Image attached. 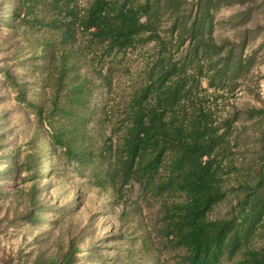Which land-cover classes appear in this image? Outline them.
<instances>
[{
  "label": "rangeland",
  "instance_id": "rangeland-1",
  "mask_svg": "<svg viewBox=\"0 0 264 264\" xmlns=\"http://www.w3.org/2000/svg\"><path fill=\"white\" fill-rule=\"evenodd\" d=\"M2 1L14 4L17 0ZM89 1L76 0V4L83 8ZM223 2L231 4H223L213 13L212 36L235 53L245 40L243 58L250 59V67L246 65L236 81L225 80L217 90L202 80L200 87H193L179 106L187 110L202 106L219 127V133H227L219 153L226 197L209 213L212 221L239 217L244 188L254 186L259 173L264 176V116L250 114L252 109L264 110V0ZM192 7L193 2L187 0L178 20L162 13L159 20L162 44L140 41L111 55L89 48V40L81 35L73 46L63 50L58 36L46 27L7 28L0 24V65L18 72L27 86L26 98L43 105L52 97L57 74L52 72L54 81L47 84L50 61L41 57L52 53L56 58L64 53L76 54L78 74L86 77L84 113L89 114L85 135L96 156L93 167L103 177L110 157L107 145L110 140L116 143L127 106L136 92L147 85L154 65L161 59L185 60L190 38L186 37V44L181 47L171 30L175 21L190 25L194 17ZM45 9L38 1L35 15L43 17ZM186 61L188 75H192L198 62L209 74L210 69L221 63H216L215 58L213 62L207 58L193 63ZM179 108L176 112L182 115ZM0 119L4 137L0 143V264H37L39 257L60 261L71 242L80 249L74 264H182L184 252L171 249L159 235L160 207L173 198L152 199L135 184L114 194L107 185H94L93 167L69 161L59 147L51 151L46 140L30 143L35 115L16 102L14 94L1 84ZM53 120L56 126L68 125L64 117L55 116ZM226 120H230V126ZM29 155L32 157L27 168L25 161ZM32 186L39 191L37 197L42 207L40 219L34 223L21 218ZM261 193L264 199V187ZM243 246L233 257L226 255L219 264H248L244 254L264 248V217Z\"/></svg>",
  "mask_w": 264,
  "mask_h": 264
},
{
  "label": "trees",
  "instance_id": "trees-1",
  "mask_svg": "<svg viewBox=\"0 0 264 264\" xmlns=\"http://www.w3.org/2000/svg\"><path fill=\"white\" fill-rule=\"evenodd\" d=\"M38 1L46 7L43 17L35 15L34 6ZM38 1L17 0L14 4L2 1L0 24L7 28L46 27L58 36L63 50L73 46L81 35L89 40V48L95 47L103 54L111 55L126 51L140 41L162 44L159 31L162 13H169L178 20L187 0H90L83 8L78 7L76 0ZM191 1L193 21L189 26L175 21L171 30V34L180 40L181 47L186 44L185 38H190L185 60L168 59L165 62L161 59L154 65L147 85L136 92L127 106L128 112L118 129L120 135L116 143L110 140L107 145L110 157L103 177H99L93 167L96 156L85 135L84 126L89 114L84 113L86 77L78 74L76 54L64 53L56 58L52 53L41 57L50 61L45 78L47 84L54 81L51 73L57 74L52 97L43 105L28 100L27 86L20 74L3 65H0V84L14 94L16 102L35 115L30 143L46 140L51 151L59 147L69 161L93 167L94 185H107L114 194L135 184L152 199L173 198L160 207V237L171 249L184 252L182 264H219L226 255L233 257L244 247L243 242L263 219L261 190L264 176L259 173L256 184L244 188L239 217L217 221L208 218L226 197L219 153L227 133H219V127L202 106H191L188 110L179 106L193 87H200L202 80L217 90L225 80L236 81L251 63L250 59L243 58L245 40L235 53L234 49L226 50L225 42L217 43L212 36L213 13L231 2ZM204 58L210 62L215 58L216 63H221L210 69L209 74L198 62L192 75H188L186 60L193 63ZM24 66L26 64L19 68ZM178 108L182 115L177 114ZM250 114L264 116V110L252 109ZM55 116L66 118L68 125L56 126ZM226 124L230 126V120H226ZM3 138L0 126V143ZM31 157H26L27 168ZM38 192L32 186L21 217L33 223L40 219L38 213L42 208ZM79 252L80 249L71 242L60 261L39 257L37 264H74L75 254ZM244 256L248 264H264V248L247 251Z\"/></svg>",
  "mask_w": 264,
  "mask_h": 264
}]
</instances>
